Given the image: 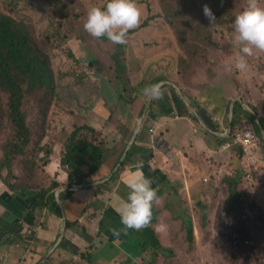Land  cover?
Segmentation results:
<instances>
[{"label":"rangeland","instance_id":"obj_1","mask_svg":"<svg viewBox=\"0 0 264 264\" xmlns=\"http://www.w3.org/2000/svg\"><path fill=\"white\" fill-rule=\"evenodd\" d=\"M60 1L63 7L58 5L59 0H0L1 13L30 28L35 43L48 55L56 77L58 88L48 112L43 141L47 143L43 153L46 155L41 162L50 152V161L52 156L61 160L72 141L83 140L107 150L105 146L110 144L107 139L112 136L115 120V115L110 111L115 109L110 103L111 94H115L118 101L124 99L135 108L134 116L120 130L122 136L125 137L128 130H134L138 119L149 108L150 99L143 95L142 89L148 86L150 76L152 79L160 76L162 89L168 97L171 96L170 87H174L181 99L188 98L193 103L197 102L194 98L200 89L209 85L210 93L220 95L219 91L227 101L223 109L224 115L221 109L217 114L215 105L210 104L207 120L216 129L210 130L212 136H218V140L214 138L218 149L222 147V138L227 137L228 146H223L227 150L217 153L220 163L212 159L211 163H206L213 165L210 168L199 164L197 169L192 166L193 172L197 174L187 176L183 173L182 177L178 176V181L167 180L160 170L165 169L167 164L159 158L158 147L154 144L158 142L160 134L152 133V137L155 136L153 142L147 138L142 148L147 155L152 150L153 156L147 157V163L152 159L149 166L156 169L145 167L143 174L153 176L156 180L153 188L163 187V191L157 194L158 200L153 202L149 225L136 231L124 243L129 256L121 264H264V131L260 132L261 136L256 131L259 119L264 120V52L254 51L252 56L246 57V73L241 74L234 67L231 71L225 70V66L233 65L239 55L238 47L231 43L234 36L231 21L246 6L247 0H201L210 5L215 16L212 24L202 13V2L168 1L165 7L171 16V23H160L159 34L157 33L159 37L153 39V43L138 26L127 34L124 66L128 67L122 75L124 84L113 75V68L110 71L112 54H117L118 51V48H114L116 45L103 37H91L83 30L88 9L93 6L101 7L107 0ZM160 1L154 0V3L161 7ZM259 2L264 7V0ZM61 8L65 10L66 17ZM194 31L200 36L196 37ZM220 48L222 51H216ZM220 54L223 56L219 57ZM138 76L140 77L136 79ZM111 80L114 82L112 86L108 84L112 83ZM240 88L242 93L238 91ZM236 94L239 102L234 101L233 108L241 103L255 115V130L252 131L258 142L246 148L247 153L236 140V134L242 135L246 131L243 124L246 117H241V123L233 129L229 122L234 117L233 108H229L232 99L237 98L234 97ZM33 98L36 100L34 96ZM212 99L209 98L210 103ZM99 100L107 102L101 108L108 112V119H101L94 114V106ZM0 102L5 111L6 97L3 96ZM193 107L200 109L202 106L194 103ZM152 109L155 110L154 107ZM199 118L200 113L197 112L193 121L198 126ZM94 120L99 122L97 127H94ZM36 123L37 121L32 122L31 127ZM4 128L2 132L0 115V148L12 141L14 136L12 129L7 125ZM145 129V126L141 128ZM241 152L242 168L238 164ZM43 154L39 152V155ZM39 155L36 159H39ZM1 159L3 154L0 150ZM56 162L60 166L59 161ZM64 169L67 171V168ZM207 169L210 172L208 176ZM238 169H242L239 192L244 198L245 208L225 215L223 208L228 186L224 178L232 176ZM48 170L50 171L49 166ZM175 171L178 170L171 168L168 176L172 177ZM0 174L6 176L1 169ZM25 178V174L17 169L8 179L18 187H28L25 185ZM35 178L39 187H47L53 181L43 168ZM34 182L32 181L33 185ZM113 186L111 184V188ZM1 188L9 191L0 175ZM1 197L4 198V194ZM176 201L178 204H175ZM172 208L181 217H170L171 213L168 212ZM187 218L192 219V243L188 242L186 235ZM22 219L23 217L16 219L15 222L20 223ZM162 223L166 225V230L158 228ZM234 228L242 230L235 231ZM145 232L155 247L150 244ZM22 233L30 234L26 231ZM246 234L251 238L249 242ZM21 245L28 250L31 242L28 239ZM107 256L109 253L102 259ZM99 260L101 259H97Z\"/></svg>","mask_w":264,"mask_h":264},{"label":"crops","instance_id":"obj_2","mask_svg":"<svg viewBox=\"0 0 264 264\" xmlns=\"http://www.w3.org/2000/svg\"><path fill=\"white\" fill-rule=\"evenodd\" d=\"M208 86L202 87L194 98L197 101L194 103L202 106L199 111L201 118L205 121L203 126L208 130L207 132L202 124L199 123L198 126L188 116L161 117L156 122L154 121L152 128H156L155 132L160 134L159 139H163L162 142H154V144L158 147L159 158L167 164L165 169H160L167 180L178 181L180 180L178 176L182 177L183 173L187 176L195 175L197 173L193 172L192 166L197 169L199 164L210 168L213 165L208 164L212 159H216L218 163L221 162L217 153L220 154L221 150H227V148H223V146H228L226 144L227 137L222 138L224 142H220L222 147L218 149V145L214 142V138L217 139L218 136H212L210 130L211 128L216 129L210 122H207L210 104L215 105L217 114L221 109L224 115L225 110L223 109L227 101L219 91L217 92L220 95L210 93ZM238 91L242 93L241 88ZM234 97L237 98L232 99L229 110H232L234 101L239 102V96L236 94ZM209 98H213L211 103ZM186 100L182 99L185 106L194 104L188 98ZM103 103L101 100L96 103L94 114L101 119H108V112L101 108ZM112 104L115 106V109H111V113L113 112L112 114L115 115V118L113 117L115 119L114 129L111 132L112 136L107 139L110 143L105 146L107 150L102 149L103 158L99 170L80 184L70 183L68 174L61 166V160L52 156L48 165L51 172L47 166V173L50 175V179L58 182L60 186L54 192L52 199L47 198V206L34 209V221L31 225L26 227V224L16 223L15 220L24 217L36 199L23 193L17 194L3 188L0 189V264H98L99 262L100 264H121L126 261L129 253L126 252L127 248L124 249V243L136 231L130 229L127 234L121 233L117 237L112 234L110 229L122 228L119 215L116 212V208L126 199L127 194L122 178L125 173L135 170L133 166L137 161H143V169L149 166L152 159L147 163V157L153 156V152L151 150L147 155L142 146L147 138L153 142L155 136L152 137L150 128L141 130L139 127L136 136L134 135L132 138V140L136 138V141L130 146L128 138L131 130H128L125 137L122 136L120 130L130 120L131 115L134 116L135 108L130 105ZM240 107L242 111L238 112L237 116L243 117L244 111L247 109L242 104ZM139 122L140 120L137 124ZM244 122V126L248 127L249 121L245 119ZM98 125L99 122L94 120V127ZM122 150L123 152L127 150V152L125 155L122 152L120 157ZM130 151L133 155L127 157ZM56 160L59 161L60 166ZM207 161L208 164H206ZM149 168L151 167L149 166ZM171 168H176L178 171L169 177L168 172ZM209 174L207 169L206 176ZM145 176L151 180L154 179L153 176ZM155 183L154 179L152 187H155ZM111 184H114L113 188H111ZM160 191L158 188L157 194H160ZM3 194L4 198L1 197ZM175 204L178 202L176 201ZM168 213H171L170 217H181L173 208ZM158 228H161L162 231L166 230V225L159 224ZM27 229L31 232L29 236L31 247L25 250L18 243L21 240L22 232ZM106 253H109V256L102 259ZM100 255L102 256L100 257ZM97 259L102 261H97Z\"/></svg>","mask_w":264,"mask_h":264},{"label":"trees","instance_id":"obj_3","mask_svg":"<svg viewBox=\"0 0 264 264\" xmlns=\"http://www.w3.org/2000/svg\"><path fill=\"white\" fill-rule=\"evenodd\" d=\"M168 1L173 0H161L160 2L162 6L160 7L154 3V0H135L136 5L141 12L140 23L137 26L152 43L154 42L153 39L159 37L158 31L160 23H171V16H169L168 9L165 7ZM198 1L205 5V2L201 0ZM58 5L63 7L60 0ZM207 5L210 8V5ZM61 12L66 17L67 14L63 8H61ZM132 31L134 30L131 29L128 33L130 34ZM194 34L196 37L200 36L197 31H194ZM105 40L108 41L106 38ZM126 46V44L116 45L118 51L117 54H112L113 64L110 67V71L113 68V75L116 76V79L119 78L123 84L125 83V79L122 75L126 73V68L128 67L127 65L124 66V63L126 64L124 59V50ZM216 51L220 52L222 50L220 48ZM221 56L223 55L220 54L219 57ZM139 77L140 76L136 77V79ZM161 80L160 76L154 79L150 76L147 85L158 82L161 83ZM112 81L113 80H111V82ZM113 83L114 82H108L110 86H112ZM57 88L56 77L51 68L50 59L35 43L30 28L27 25L18 22L11 16H7L0 12V101L3 96L6 97L5 111L2 102H0V115L2 118V132L5 130L4 125H7L14 133L12 141L6 142L4 146L0 148L3 154V159L0 160V169L6 174V176H2V174L0 175L3 183L7 186L9 191L23 193L26 196H31L36 199L32 208H30L23 217V221L27 225H31L34 221V209L40 206H47V198L52 199L54 192L59 189L60 186L58 182L53 180L47 187H39V183L35 178V175L41 168L47 173L45 169L50 164V156L52 152L48 154V157L44 161L41 162V159L46 155L43 153L44 148L47 147V143H43V141L48 122L49 108L51 101L57 93ZM170 88L171 96L168 97V95L165 94L166 91L162 89V98L159 100H153L151 109L147 113L146 121L144 123L145 127L150 126L152 120L156 117L155 112L152 110L153 106H155L157 114L161 116L170 115L174 110H176L179 115H182L184 113L183 111L189 112L175 88ZM109 97L112 99L110 102L116 103V105H131V103L123 101L124 99L118 101L115 94H111ZM103 102L106 103V101ZM235 106L233 108L234 117L232 129L241 123L242 120V116H237V113L242 111L240 107L241 104L237 103ZM244 116L249 121V126L244 127L255 130V127L253 126L255 115L248 111H244ZM131 117H133V115H131ZM36 121V125L32 128L30 124ZM244 123L243 120V124ZM256 128V131H259V135L260 132L264 131L263 119H259ZM131 136L132 132L129 139ZM162 141L163 139L161 142ZM223 142L224 140H221V143ZM39 152L43 155H39ZM37 155H39V159H36ZM132 155L133 153L130 151L128 152L127 157H132ZM102 158L103 151L96 145L90 142H84L83 140L72 141L69 146H67L64 156L61 159V166L67 168V171L65 170V172L68 174V180L70 183L76 182L80 184L83 180H87V178L94 175L99 170L102 165ZM242 161L243 156L241 152L238 164L240 165ZM241 166L242 164L240 167ZM17 169L19 172L25 174V185L28 187H18L14 185V182H9L8 178H11L12 174L16 172ZM241 170L238 169L235 173L233 172L232 176L224 178V181L228 186V194L223 208L225 215L230 214L235 210L242 211L245 208L244 198L239 192V184L242 181ZM32 181H35L34 185ZM159 190H161V194L163 187L162 189L160 187ZM185 225L188 242L192 243L194 232L192 219L187 218ZM234 229L235 231L242 230ZM146 234L147 233L145 232V235ZM146 236H148L150 244L154 246L149 235ZM245 236L246 240L249 242L251 240L250 236L248 234Z\"/></svg>","mask_w":264,"mask_h":264},{"label":"clouds","instance_id":"obj_4","mask_svg":"<svg viewBox=\"0 0 264 264\" xmlns=\"http://www.w3.org/2000/svg\"><path fill=\"white\" fill-rule=\"evenodd\" d=\"M202 13L210 24L215 21V16L207 4L202 6ZM140 17L141 12L135 0H107L101 7L93 6L88 9L83 23V30L91 37L97 39L103 37L113 45H124L127 42L126 37L129 30L137 27L140 23ZM231 26L234 33L231 43L233 46L238 47L239 55L235 58L233 65L225 66V70L231 71L234 67L237 72L243 74L248 70L246 57L252 56L254 51L264 52V7L260 6L259 0H247L246 6L234 16V19L231 21ZM142 93L146 98L150 99L148 113L153 100H159L163 96L162 84L158 82L148 85L142 89ZM177 93L179 95V92ZM153 107L155 110H152L155 112L156 117L152 120L150 126H146L147 129L150 128V133L155 132L156 128L154 129L152 126L154 121L156 122L161 117L181 118L188 116L194 119L195 114L197 112L200 113L198 108H194L193 105H187L186 107L189 112L183 111L184 113L182 115H179L174 110L170 115L161 116L157 114L155 106ZM147 113L144 111L141 119H138L140 122L138 124L136 123L137 126L135 125L134 130L130 131V134L132 132L131 138H128L130 146L136 141V138L134 140L132 138L134 135L136 136L137 129L144 126ZM145 114L146 116L144 117ZM203 122L205 121L200 115L199 123L204 128ZM229 122H233L232 117L229 119ZM252 130L246 128V131ZM207 131L205 129V132ZM161 140L157 139L158 142ZM100 149L102 150L103 148ZM122 152L120 153V157ZM126 152L127 150L123 152L124 155ZM143 166V161H137L133 166L135 170L130 173H125L122 178V183L127 189V194L126 199L116 208L122 228L110 229L114 236L118 237L121 233L127 234L130 229L139 231L148 226L152 219V205L155 200H158L157 189L152 187L153 182L151 178L143 174ZM20 223L25 224L23 219ZM26 226L29 225L26 224ZM26 232L31 233L29 229ZM29 236L30 234L26 235V233H23L18 245L24 247L21 244L28 241Z\"/></svg>","mask_w":264,"mask_h":264},{"label":"built area","instance_id":"obj_5","mask_svg":"<svg viewBox=\"0 0 264 264\" xmlns=\"http://www.w3.org/2000/svg\"><path fill=\"white\" fill-rule=\"evenodd\" d=\"M242 135L236 134V140L238 143H240L245 150L249 146H252L254 143L258 142L257 136L253 131H243ZM247 153V151L245 150Z\"/></svg>","mask_w":264,"mask_h":264}]
</instances>
